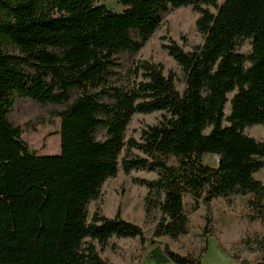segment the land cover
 Returning <instances> with one entry per match:
<instances>
[{
    "label": "trees",
    "instance_id": "obj_1",
    "mask_svg": "<svg viewBox=\"0 0 264 264\" xmlns=\"http://www.w3.org/2000/svg\"><path fill=\"white\" fill-rule=\"evenodd\" d=\"M100 1L0 0V264H116L133 239L137 264H203L211 238L264 264V0ZM182 9L193 39L169 34ZM157 38L170 67L142 54ZM19 101L48 119L17 123ZM56 119L61 153L31 152L25 130ZM120 173L141 223L122 201L105 211ZM239 197L244 227L227 239L215 203Z\"/></svg>",
    "mask_w": 264,
    "mask_h": 264
},
{
    "label": "rangeland",
    "instance_id": "obj_2",
    "mask_svg": "<svg viewBox=\"0 0 264 264\" xmlns=\"http://www.w3.org/2000/svg\"><path fill=\"white\" fill-rule=\"evenodd\" d=\"M101 2L115 11L121 8V4L118 0H101L100 3ZM194 26V15L189 10L182 9L170 16L169 34L176 39H180L181 35H186L193 39ZM142 54L146 58L164 62L166 67H170L174 63L162 49L159 38L155 39L146 47ZM13 117L17 123L25 126L28 123H38V121L43 118L48 119V114L43 107L35 102L19 101L16 105ZM59 131L60 120L56 119L54 124L47 122L46 124L36 125L35 129H26L23 134V139L28 143L31 152L40 155L60 154L61 135ZM252 133L259 139L264 140V126L254 127ZM205 162L213 167L218 165L217 157L214 154L206 155ZM255 176L257 179L264 181V170L259 171ZM247 200L248 197H239L232 207L227 206L223 200H219L215 203L219 219L218 232L223 234L225 238L234 239L237 237L238 231L243 229L244 226L240 220V210ZM121 201L125 210V217L130 221L141 223V197L137 187L132 184L130 179H126L123 173H120L118 178L109 183L105 211L111 215ZM194 224L196 227L201 224L199 217L194 218ZM150 233L151 229H148L146 231L147 236H149ZM184 241L188 247L194 246L192 238L187 237ZM124 247L128 252V258L124 261H118V259L112 256L111 260L116 264H137L135 253L139 249V241L135 239L129 240L124 244ZM173 248L176 250L179 249L177 245H173ZM142 264L161 263L149 252L144 257ZM203 264H236V262L218 247L215 238H211L208 252L203 258Z\"/></svg>",
    "mask_w": 264,
    "mask_h": 264
},
{
    "label": "crops",
    "instance_id": "obj_3",
    "mask_svg": "<svg viewBox=\"0 0 264 264\" xmlns=\"http://www.w3.org/2000/svg\"><path fill=\"white\" fill-rule=\"evenodd\" d=\"M124 9V7L121 5V8H119L118 10L116 11H122Z\"/></svg>",
    "mask_w": 264,
    "mask_h": 264
}]
</instances>
